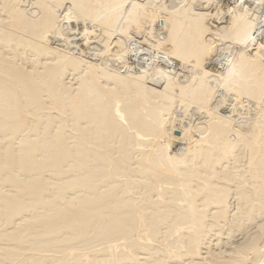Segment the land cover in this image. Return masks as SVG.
I'll return each mask as SVG.
<instances>
[{"label": "bare ground", "instance_id": "1", "mask_svg": "<svg viewBox=\"0 0 264 264\" xmlns=\"http://www.w3.org/2000/svg\"><path fill=\"white\" fill-rule=\"evenodd\" d=\"M30 1L0 0V264H264V1Z\"/></svg>", "mask_w": 264, "mask_h": 264}, {"label": "rangeland", "instance_id": "2", "mask_svg": "<svg viewBox=\"0 0 264 264\" xmlns=\"http://www.w3.org/2000/svg\"><path fill=\"white\" fill-rule=\"evenodd\" d=\"M263 1H264V0H263ZM263 1H262V2H263ZM23 3H24V6H25L27 9H29V10H32V9H33V8H32L33 5L31 4V1H30V0H29V1H27V0H23ZM224 3L226 4L227 1H225ZM224 3H223V4H224ZM220 5H222V4L219 3L218 6H219V7H223V6H220ZM232 6H234V4H232ZM30 7H31V8H30ZM57 9H58V10H57ZM62 9H63V8H61V6H58V8L56 7V9H55V10H56V14H57V15H58V14L61 15L62 12H63ZM60 11H61V12H60ZM77 22H78V20H76V19H72L71 27H72L73 29H77V31H79V30L81 31V30H82V27H81V29H80L79 25H81V26H83V27H84V25H83V23H81L80 21H79L78 23H77ZM87 26H90V24H87ZM74 27H75V28H74ZM77 27H79V28H77ZM156 28H158L157 25H156ZM80 31H79V32H80ZM80 36H81V34H80V35H79V34L76 35V37H78V38H80ZM98 36H99V35H98ZM263 36H264V35H263ZM81 38H83V37H81ZM81 38H80V39H75V40H76V43L82 45L83 48L87 49V51L97 54V50H96L94 47H89V46L92 45V44H91L92 42H89V43H88L87 41L84 40V38H83V39H81ZM82 40H83V41H82ZM127 41H128V40H127ZM151 41H152V40H151ZM78 42H79V43H78ZM85 43H86V44H85ZM229 43H231V42L228 41V42L225 44V46H226V45L228 46V47L226 46V47L228 48V50L232 48V49H233L232 53L236 54V51H235V50H237V49H234V48H233V47H235V46H231V47H230V44H229ZM89 44H91V45H89ZM132 44H133V41L130 42V46H132ZM88 45H89V46H88ZM92 46H94V44H93ZM221 46L224 47L223 50L225 49L224 51H226L227 48H225L224 45H221ZM229 47H230V48H229ZM90 48H91V49L94 48V49L90 51ZM215 50H216V49H215ZM228 50H227V51H228ZM131 53H132V52H130V54H131ZM215 54H216V53H215ZM134 55H135V54H134ZM142 56H143V54H141V52H139L138 54L135 55V57L132 55L133 60L130 58V59H131V61H130L129 58H128L129 61H128V60H127V61L129 62V64L133 65L134 62H135L136 60H142ZM216 56H217V55H216ZM101 60H102V61H101ZM105 61H106V60L103 59V58L100 59V63L102 62V63L107 64V62H105ZM127 61H126V62H127ZM105 64H104V65H105ZM219 64H220V63H219ZM219 64H216V67H217V68H222V66L224 65L223 62H222L220 65H219ZM115 65H116V63H115V64H112L111 66L114 67ZM116 66H117V65H116ZM220 66H221V67H220ZM113 67H112V68H113ZM224 91H225V90H224ZM228 94L231 95V96H229ZM233 94H234V95H233ZM232 95H233V96H232ZM227 96H228V98L231 99V100H229V99L227 98ZM237 96L240 98V96L237 95V94L235 95L234 92H232V94L229 93V92H227V93H226V96L224 95V97H226V98L228 99L227 101H229V102H232L233 99H237V98H236ZM242 99H243V100H242ZM242 99H241V100H242L243 102H244V101H245V102H244V104H243V102H242L241 100H238V102L240 103V104H239L240 106H239V105H236V108H237V109L235 108V105H234V107H233V106H232L233 104L231 105V104H229V103L227 102V103L225 104V106L223 105V107H221V108H223L222 111L224 112V109H226V110L228 109V110H232V111H233L234 109H236V110H234V111H235V112L238 111V112H237L238 114L235 113L236 115H233V116L236 117V119L238 118L237 120L240 119L241 121L243 120V119H242V118H243V117H242V116H243V113H244V115H249L250 112H251V115H253L254 112H255L254 110L256 109V108H255L256 106H255L254 102L251 101V100H247V99H249V98H246V97H245V98H242ZM246 100H247V101H246ZM240 101H241L242 103H241ZM248 101H249V103H247ZM252 102H253V103H252ZM245 103H246V105H245ZM227 104H228V105H227ZM230 105H231V106H230ZM193 106H194V104H192V108H190V112L193 111V112L191 113L192 116L188 114L189 112H188V113H187V112L184 113L185 110L183 109L182 106H181L180 108H178V106H175L174 112H175L176 116L178 117V119L180 118L179 120L177 119L176 122L174 123V124H175V128H176L175 130L178 131V130H182V129L187 128V127H188V124H187V120H188V118H189L190 120H191V118H192V120L194 119V121L197 119L196 117H198L199 114L196 115L197 113H196V114L194 113V111H196V108H195V106H194V107H193ZM243 106H244V107H243ZM250 106H251V108H250ZM252 106H253V107H252ZM176 107H177L178 109H177ZM190 107H191V106H190ZM242 107H243L244 109H243ZM246 107H247V109H246ZM240 108H241V109H240ZM191 109H193V110H191ZM194 109H195V110H194ZM238 109L241 111V114H242V115L240 114V112H239ZM250 109H252V110H250ZM253 109H254V110H253ZM245 110H247V111H245ZM193 113H194V114H193ZM198 113H199V112H198ZM226 113H229V111H227ZM233 114H234V113H233ZM239 114H240V115H239ZM195 115H196V116H195ZM185 116H186V117H185ZM187 116H188V117H187ZM190 116H191V117H190ZM193 116H194V118H193ZM204 116H205V115H202V116L200 115L201 118H200V117H199V118H200L201 120L198 119V120H196V121H200V122L203 121V120L205 119ZM185 120H186V121H185ZM183 121H184V122H183ZM180 123H181V124H180ZM184 123H185V124H184ZM186 124H187V125H186ZM182 126H183V127H182ZM181 127H182V128H181ZM178 132H179V131H178ZM236 136H237V135H234V132H232V133L230 134V137H231L232 140H236V139H237ZM239 148H240V147H239ZM237 151H238V150H237ZM245 151H246V150L243 148V149H242V154L240 155V160H242V161H243V160L246 161V160H245V159H246V157H245V155H246ZM244 161H243V162H244ZM243 162H242L241 164H244V163H245V162H244V163H243ZM230 229H231L230 231L233 230V231L231 232V238H232L231 240H232V245L234 246V245H237V241H240V240H241V237H243V234H244V233L252 234V233H254V232L256 231L257 228H256V226H255L254 223H248L247 226L245 227V230H244L245 232H244V233L239 232L238 230L235 231V228L233 229L232 226H230ZM234 232H235V233H234ZM232 234H234V235H232ZM224 237H226V236H224ZM234 241H235V242H234Z\"/></svg>", "mask_w": 264, "mask_h": 264}]
</instances>
